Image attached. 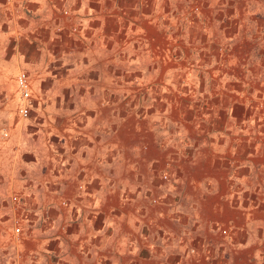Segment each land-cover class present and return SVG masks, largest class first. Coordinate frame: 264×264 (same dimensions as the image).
Wrapping results in <instances>:
<instances>
[{
    "label": "crops",
    "instance_id": "1",
    "mask_svg": "<svg viewBox=\"0 0 264 264\" xmlns=\"http://www.w3.org/2000/svg\"><path fill=\"white\" fill-rule=\"evenodd\" d=\"M17 245L264 264V0H0V264Z\"/></svg>",
    "mask_w": 264,
    "mask_h": 264
},
{
    "label": "built area",
    "instance_id": "2",
    "mask_svg": "<svg viewBox=\"0 0 264 264\" xmlns=\"http://www.w3.org/2000/svg\"><path fill=\"white\" fill-rule=\"evenodd\" d=\"M16 83H17V86H18V89H19V93H20V97L23 101V105H21L19 108H18V112L19 114L22 116V117H26L28 116L29 114V106H30V86H29V80H28V75L25 71H18L16 73ZM7 130L6 129H3L1 131V135L3 137H6L7 136ZM162 179H167V175L166 174H163L162 175ZM155 202V200H153ZM14 232L16 233L17 237H19L20 233H21V229H20V226H19V222L16 221L15 223V227H14ZM221 233L222 234H227V231L225 229H222L221 230ZM190 252H194V249H190ZM15 260H16V264H23L22 261H23V254H22V247L21 245H17L16 247V252H15Z\"/></svg>",
    "mask_w": 264,
    "mask_h": 264
},
{
    "label": "rangeland",
    "instance_id": "3",
    "mask_svg": "<svg viewBox=\"0 0 264 264\" xmlns=\"http://www.w3.org/2000/svg\"><path fill=\"white\" fill-rule=\"evenodd\" d=\"M18 91H19V89H14V90H13V95L15 96L16 101H17L18 103H21L22 99L19 97V92H18ZM22 102H23V101H22ZM163 174H166V173H163ZM163 174H161V179H162V175H163ZM166 175H167V174H166ZM168 177H169V176L167 175V179H163V180H165V181L168 180ZM152 203H154V202L152 201ZM218 227L221 228L220 225H217V228H218ZM218 231L221 232V229H218Z\"/></svg>",
    "mask_w": 264,
    "mask_h": 264
}]
</instances>
